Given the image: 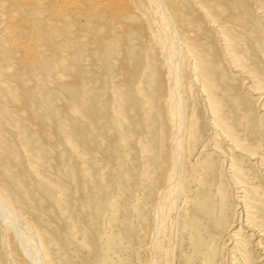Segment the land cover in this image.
<instances>
[{
	"label": "bare ground",
	"instance_id": "obj_1",
	"mask_svg": "<svg viewBox=\"0 0 264 264\" xmlns=\"http://www.w3.org/2000/svg\"><path fill=\"white\" fill-rule=\"evenodd\" d=\"M255 48L264 61V0H0L8 255L133 264L142 251V264H169L161 244L181 218L189 264L262 261L249 245L264 254V125L248 118L254 140L242 136L212 92L218 59L264 110V73L241 51ZM186 73L206 92L208 137Z\"/></svg>",
	"mask_w": 264,
	"mask_h": 264
},
{
	"label": "rangeland",
	"instance_id": "obj_2",
	"mask_svg": "<svg viewBox=\"0 0 264 264\" xmlns=\"http://www.w3.org/2000/svg\"><path fill=\"white\" fill-rule=\"evenodd\" d=\"M188 7H189L188 5L183 6V8H185V11H186L185 14L186 15H190L191 13L194 14V12H192ZM194 29H195V26L189 27V30H194ZM205 30L209 31V27H205ZM202 35H203V37H206L204 34H202ZM207 35H210V34H207ZM241 51H242L243 56H244V61H245L244 63L246 65V67L256 69L257 72H260L263 74L264 73V61H262L260 59L261 50L255 48V49L241 50ZM221 62L222 61L218 60V59L214 60V64H213L214 70H213V74H212L213 80H214V87L212 88V92L215 95V97L221 101V103H222V101H224V106H223L224 116L229 118V120L232 124V127H234V129L236 131H239L240 134H242V136H248L250 139L252 138L251 140H254V138L250 134H248V133H250V128H248L249 126L247 124H250V122L246 123V120L248 118L253 119V123H251L252 125H254V123L259 124V121H261L262 124L264 125V115H263L264 110L260 109V107H261L260 106V100L258 99L257 96H252L246 89H244V86L242 85V82L244 79H242V77H238V79L232 78V76L235 75V73L231 72V70H229L227 65H225L223 62L222 63L224 64V67L220 66V65H222ZM188 75H190V74L186 73V77L183 80L185 82V86L187 87L186 96L188 99V105H187L188 112L189 113L194 112L195 117L198 118V124L202 127V130H203V133L205 134V137H208V135L212 132V129H210L209 127H206V125H207L208 120L211 119L212 114L210 113L211 114L210 115L209 111H208L209 107H208V102L206 101L207 95H206L205 91L202 90V92H201L198 90V89L202 88L201 87L202 82L197 81V79H194L193 77L188 76ZM257 99H258V101H257ZM261 115H262V117H261ZM222 142H223L222 146H224L225 141H222ZM207 149H209V147ZM181 220L182 219L180 218V220L177 224L174 223L173 221H171V225L173 224L172 225L173 228L171 227L170 223L168 222L169 223V225H168L169 229H168L167 233L169 232L168 234L170 235V238L168 239L166 236L164 238L163 243L161 244V246L163 247L162 248L163 253L160 254V258L162 259V263H164L163 262L164 257L165 258L167 257L169 259V264H189L188 261L190 259L189 256L192 254L191 253L192 252L191 251L192 245H191L190 240L188 238L189 237L188 232H187L188 229L183 228V222H181ZM214 226L212 227L213 232L211 231V228H209V230L212 232L211 234L216 233V231H217L216 229H218V228H216V226L214 229ZM175 229H176V231H175ZM174 233H175V235H174ZM225 240H226V236H224L222 238V240L220 241L221 243L219 244V247L222 250H224L223 248H225V246H223V245H225L228 242L229 244L227 243V246L232 249L233 244L231 245V240H230V242H229V240L228 241L227 240L225 241ZM224 242H226V243L224 244ZM0 243H1V241H0ZM166 243H168V244H166ZM0 245H1L0 246V248H1L0 253L2 252L1 254L3 256V259H2L0 264H21V262H19V260H18V257H19L18 256V250H16V249L13 250L11 252V255L9 256L8 252L11 250V246H9V245L4 246L3 244H0ZM2 246H4V247L2 248ZM249 246H250L251 250H253L252 256L255 258L260 257V259L262 260L260 262H256V264L264 263V259H263L264 254H261L262 253L261 248L257 249L254 246V242H251V244ZM2 249L3 250L6 249L5 252ZM141 253H142V251H141ZM141 253L139 254V256H136L135 259H133V264H142L144 254L142 253L143 257L139 258L140 256H142ZM27 256L30 257L28 254H27ZM54 259L60 260L61 259L60 255L55 254ZM78 260L79 259L76 258V261H78ZM193 260H195V261L192 262V264H198V262L196 261L195 258ZM230 260H231V258L230 259L227 258L225 264H228V263L230 264V262L233 263V261H230Z\"/></svg>",
	"mask_w": 264,
	"mask_h": 264
}]
</instances>
